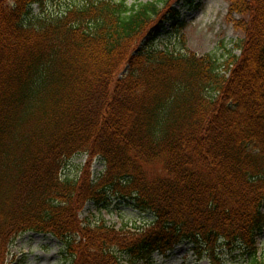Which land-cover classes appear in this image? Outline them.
<instances>
[{"label": "trees", "instance_id": "trees-1", "mask_svg": "<svg viewBox=\"0 0 264 264\" xmlns=\"http://www.w3.org/2000/svg\"><path fill=\"white\" fill-rule=\"evenodd\" d=\"M169 1L0 0V264L27 232L62 241L65 264L183 242L264 264V0H231L245 37L222 58L142 46ZM79 154L104 170L65 175ZM111 196L152 219L81 217Z\"/></svg>", "mask_w": 264, "mask_h": 264}, {"label": "rangeland", "instance_id": "rangeland-1", "mask_svg": "<svg viewBox=\"0 0 264 264\" xmlns=\"http://www.w3.org/2000/svg\"><path fill=\"white\" fill-rule=\"evenodd\" d=\"M127 1L132 4L138 1L152 2L156 0ZM230 5L231 0H170L168 8L179 12V18L177 16L175 20L167 21L163 25L155 24L143 38L142 46L149 48L152 46L153 49L162 50L185 46L199 56L210 55L222 58L228 54V50L234 49L236 42L245 37L233 23V18L237 19L241 16L230 15ZM37 10V6H34V11ZM234 53L240 55L239 50L235 49ZM88 161V155L75 156L67 162L64 174L80 176L88 167L93 176H97L105 168L99 157L95 158L90 165H88ZM155 169L158 170V167ZM88 216L93 220L103 218L109 225L114 224L119 227L124 221L142 224L148 219H152L151 214L114 196H111V199L105 204L88 203L81 217ZM62 246L63 242L53 236L27 232L19 236L11 245L7 264H65ZM258 247L260 252L264 251V231L258 238ZM246 252L240 248L232 252L228 249H220L219 258L222 264H252ZM144 264L211 263L208 256L199 257L193 244L183 242L176 245L167 256L155 255L153 262Z\"/></svg>", "mask_w": 264, "mask_h": 264}]
</instances>
